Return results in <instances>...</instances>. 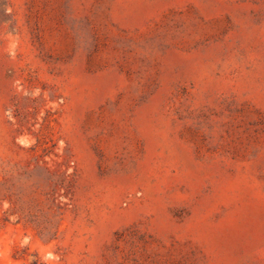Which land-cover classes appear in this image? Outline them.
Instances as JSON below:
<instances>
[{"label": "rangeland", "instance_id": "374dc122", "mask_svg": "<svg viewBox=\"0 0 264 264\" xmlns=\"http://www.w3.org/2000/svg\"><path fill=\"white\" fill-rule=\"evenodd\" d=\"M0 264H264V0H0Z\"/></svg>", "mask_w": 264, "mask_h": 264}]
</instances>
